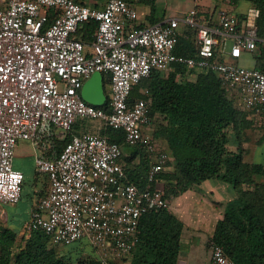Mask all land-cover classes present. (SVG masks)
Here are the masks:
<instances>
[{"label":"built area","instance_id":"2783aa9c","mask_svg":"<svg viewBox=\"0 0 264 264\" xmlns=\"http://www.w3.org/2000/svg\"><path fill=\"white\" fill-rule=\"evenodd\" d=\"M136 4L0 0V206L22 197L25 175L14 158L20 142L29 141L49 190L33 203L21 237L43 231L55 246L86 239L100 264L131 257L141 218L170 210L159 176L169 169L171 155L150 131L149 90L132 99L141 81L177 65L185 68L186 81L214 72L239 108L264 112V70L240 63L264 45L259 8L250 7L243 18L218 11L209 19L195 6L142 25ZM90 23L96 27L88 42L79 33ZM182 36L193 44L192 56L177 53ZM97 72L107 78L106 109L81 94ZM79 117L101 120L105 127L77 135ZM106 128L123 131L125 144L148 152L145 188L131 181L125 146L103 135ZM209 249L208 264H234L220 244L210 240Z\"/></svg>","mask_w":264,"mask_h":264},{"label":"trees","instance_id":"16d2710c","mask_svg":"<svg viewBox=\"0 0 264 264\" xmlns=\"http://www.w3.org/2000/svg\"><path fill=\"white\" fill-rule=\"evenodd\" d=\"M228 1L237 4L240 0ZM245 1L260 9L258 35L264 39V0ZM139 2L151 9L149 24L157 23L154 17L157 0ZM95 27V23L87 24L79 35L89 42ZM177 53L192 56L191 41L180 37ZM254 56V67L264 70L263 44ZM185 72L181 65L166 75L154 72L132 93L135 99L141 97V89H148L151 117L154 119L160 114L166 119V124L154 132L156 138L166 141L175 155V160L169 162V169L159 176L164 183L165 197L173 199L214 179L240 188L237 205H232L217 223L210 240L223 246L234 264H264V180H258L264 177V163H248L241 145L236 149L229 146L230 133L235 132L238 139L241 127L248 123L243 112L246 110L239 108L228 96L216 73H201L196 79L186 81L181 80ZM101 108L106 109L107 104ZM101 133L127 146L123 131L106 128ZM135 155L140 157L139 163L129 167ZM125 161L131 181L145 188L150 168L146 149L137 147ZM183 231L184 223L168 209L145 214L140 221L137 245L129 257L131 264H178ZM19 235L7 224L0 225V264H100L96 251L89 259L82 254L74 258L69 252L59 253L50 236L43 231L32 233L28 239L20 237L24 245L16 250ZM80 243L85 242L78 241L68 247L77 250Z\"/></svg>","mask_w":264,"mask_h":264},{"label":"crops","instance_id":"0c3cea01","mask_svg":"<svg viewBox=\"0 0 264 264\" xmlns=\"http://www.w3.org/2000/svg\"><path fill=\"white\" fill-rule=\"evenodd\" d=\"M240 1L237 4H233L230 3L229 1L225 3L223 2V0H194V3L188 9L183 10L177 14L184 13L188 11L190 8L197 6L199 11L202 12L205 15V17L209 19L212 17L213 14H215L218 11H225L230 14L237 15L238 17L241 16L243 17L247 12V10L250 7H253V5L248 1L241 4ZM84 2L91 6H103L105 2H107V0H84ZM136 3L141 17L140 19L141 22L145 24L148 23L150 12H147L146 10L147 8L149 9V7L142 3L141 4L138 2ZM154 17L157 19V22L169 18V17L162 18L163 16H157L156 14ZM143 19H148V21H144ZM103 79H104L105 93L107 96V92H106L107 78L103 76ZM153 126L154 124L150 128L151 129L150 131L152 132H154ZM91 133H96V132H91ZM157 140H159L160 143L162 142L160 141V139ZM161 145L164 146L165 144L161 143ZM128 146L130 145L125 146L124 149L126 154L125 158L130 157L135 153V151H130ZM165 148L168 150L169 147L165 145ZM36 155H37V150L31 144V142L29 141L20 142L14 158V167L24 173L25 179L27 178V176L36 175L38 180V177L40 176V174L38 175L36 174L37 172L35 167ZM139 159L140 157L135 155V158L130 166L133 165L136 166L139 163ZM253 163H255V160ZM46 182H47V189L41 192L38 191L41 193V195H44L49 190L48 180ZM242 188L245 189L246 186H242ZM239 190L240 188H235L234 186H232L227 182L214 179V180L205 181L203 184L197 185L173 199H169L170 211L184 223V231L182 235V248L183 246H192V245L199 246V243L200 244L202 243L203 245L202 244L201 245L205 248L206 246H208L207 249H205L206 251L205 259L202 260L200 264L209 263L210 239L213 236L217 223L224 218L225 213L230 209V207H233L235 204L237 205L239 201ZM35 200L36 199H33V203L35 202ZM18 203L14 205H18ZM16 214L17 212L15 211L9 212L8 210L5 209V207L0 206V216L6 220L7 225L9 224L10 221H12L11 220L12 217L16 218ZM21 234L22 231L19 236H21ZM181 259L182 256L180 252L178 264L181 263ZM186 264H192V262L187 261Z\"/></svg>","mask_w":264,"mask_h":264},{"label":"rangeland","instance_id":"374dc122","mask_svg":"<svg viewBox=\"0 0 264 264\" xmlns=\"http://www.w3.org/2000/svg\"><path fill=\"white\" fill-rule=\"evenodd\" d=\"M138 3L139 0H133ZM228 0H223V2L227 3ZM245 0H241L240 3H245ZM194 0H157L156 2V12L157 16L164 17H171L176 15L177 13L188 9ZM141 4V3H140ZM147 12H151V9L147 8ZM150 19V17H149ZM144 21H148V19H143ZM149 24L146 23V25ZM152 24V23H151ZM260 53V52H259ZM258 54V53H257ZM255 56L252 54H245L241 59V65L252 67L255 64ZM109 93V91L107 92ZM246 114V123L244 126L241 127L239 131L238 139L237 134L235 132L230 133V145L232 149H236L239 145L243 147L244 150V158L245 161L248 163H264V112L257 113L252 111H243ZM154 132L160 129L163 124H166L165 117L157 114L154 118ZM104 124L101 120L92 119L88 117H79L78 122L75 126L74 133L77 135H82L85 132H98V129L104 128ZM159 139V138H157ZM161 143H167L165 140L160 139ZM164 145V146H165ZM169 147V146H168ZM130 151H135L137 146L130 145L128 146ZM170 148V147H169ZM169 153L172 157V160H175V155L171 149H169ZM129 151V150H128ZM128 158V157H127ZM129 160V159H126ZM132 163L129 164V166ZM134 166V165H133ZM130 166V167H133ZM38 175V173L36 172ZM258 180H264V177H258ZM47 177L45 175H40L37 177L36 175L27 176L25 180V184L23 187V194L20 202L18 205H8L5 207L6 210L9 212L15 211L17 212L16 218L12 217L9 222V226L18 233V235L23 230L24 225L30 218L31 208L33 205V199H37L39 195H41V191H45L47 189ZM40 191V192H38ZM0 225H6V220L0 216ZM21 236L18 237V241L16 243L15 249H19L24 245V241L21 240ZM24 239V238H23ZM85 243H80V247L76 249H70L68 246H56V250L60 253H67L77 258V256L85 257V258H92L95 256L93 247L87 242L86 239H83ZM87 243V244H86ZM202 244V243H201ZM199 243V246H183L181 251V263L186 264L187 261H191L192 264H200L202 260L205 259V249L208 246L203 247ZM207 245V244H206ZM80 253V254H79ZM120 264H131V258H122L119 260Z\"/></svg>","mask_w":264,"mask_h":264},{"label":"water","instance_id":"95a60500","mask_svg":"<svg viewBox=\"0 0 264 264\" xmlns=\"http://www.w3.org/2000/svg\"><path fill=\"white\" fill-rule=\"evenodd\" d=\"M82 98L89 104L101 107L106 104L107 96L104 88L103 75L99 72L93 74L84 84Z\"/></svg>","mask_w":264,"mask_h":264}]
</instances>
